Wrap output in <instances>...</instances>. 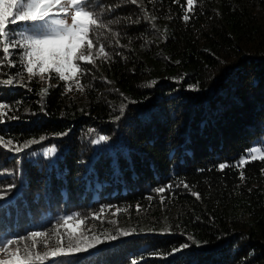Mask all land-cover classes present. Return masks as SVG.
Listing matches in <instances>:
<instances>
[{
  "label": "trees",
  "instance_id": "trees-1",
  "mask_svg": "<svg viewBox=\"0 0 264 264\" xmlns=\"http://www.w3.org/2000/svg\"><path fill=\"white\" fill-rule=\"evenodd\" d=\"M98 2L119 22L101 37L110 59L77 74L82 91L0 70L15 81L0 85L13 109L0 136L38 141L0 147V238L43 254L78 214L77 232L104 243L44 264H264V161L235 166L264 150V0Z\"/></svg>",
  "mask_w": 264,
  "mask_h": 264
},
{
  "label": "snow or ice",
  "instance_id": "snow-or-ice-1",
  "mask_svg": "<svg viewBox=\"0 0 264 264\" xmlns=\"http://www.w3.org/2000/svg\"><path fill=\"white\" fill-rule=\"evenodd\" d=\"M138 4V0H125V3ZM196 0H186L188 11ZM108 6V11H112ZM103 5L98 0H0V70L4 68L17 67L19 63L21 71L26 72L29 78L39 76L41 79H59L61 81H71L77 74H87L88 69L84 65L96 66L99 59H110L106 51L105 44L101 41L105 31L110 32L112 23L119 21L109 20L105 23L103 17ZM68 18L71 23H68ZM188 20L187 15L184 16ZM23 22L24 28L17 32V29L9 27ZM119 41H117V44ZM18 56V60L14 59ZM0 75L7 78L0 80L2 86H15L14 77L8 73L0 71ZM77 90L82 91L83 86L76 80ZM71 91V86L67 88ZM198 90V88H193ZM47 92V88L42 89L41 94ZM10 105L0 103V123L4 122L8 111H12ZM123 112V107H121ZM16 118V117H13ZM60 135H66L61 133ZM43 139V138H41ZM108 137L101 136L93 143L107 141ZM38 143L37 140H29L23 145H15L13 140L0 136V147L8 151L20 153L30 145ZM56 152L55 147L45 150L44 156L50 157ZM264 161V150L262 147L253 146L235 165L242 167L250 161ZM230 165L221 163L219 170H223ZM264 171V169H262ZM241 180L244 179L243 172L240 173ZM14 187L10 185L9 188ZM171 187V186H167ZM185 188L188 185H184ZM165 188H158V193L164 192ZM199 199L198 193H193ZM5 195H0V200H4ZM151 199V197H149ZM103 209H101V212ZM95 218L98 215L93 214ZM75 221L71 231L67 233L66 244H62L60 233L57 236L54 250L44 252L32 251L27 245L21 248L20 241L25 237L17 239L0 238V253H6L7 259H0V264H44L50 258H67L73 254L86 253L97 247L104 241L97 235L88 236L76 229L84 223L83 219L68 215L61 218L58 226L68 225ZM130 233L121 231L120 235L127 236ZM47 233L43 231H33L28 238L44 237ZM115 240V235L110 237ZM16 245L15 251H9L10 246ZM47 247V244L44 245ZM35 248V243H33ZM182 247L187 248L185 244Z\"/></svg>",
  "mask_w": 264,
  "mask_h": 264
},
{
  "label": "rangeland",
  "instance_id": "rangeland-1",
  "mask_svg": "<svg viewBox=\"0 0 264 264\" xmlns=\"http://www.w3.org/2000/svg\"><path fill=\"white\" fill-rule=\"evenodd\" d=\"M68 23H69V24L71 23V19H70V18H68ZM39 80L42 81V82H48V81H52L53 79L49 80V79H47V77H45L44 79H41V78H40ZM57 80H59V79H57ZM60 81H61V80H60ZM65 82L69 83L70 86L73 87V86L76 85V78H74V79L71 80V81H65ZM74 224H75V223H72V224H70V225H67V227L69 228L70 231L72 230ZM79 227H80V226H79ZM79 227L76 229V231L79 229ZM9 251H10V250H9ZM4 258H8L7 254H6V253H0V259H4Z\"/></svg>",
  "mask_w": 264,
  "mask_h": 264
}]
</instances>
